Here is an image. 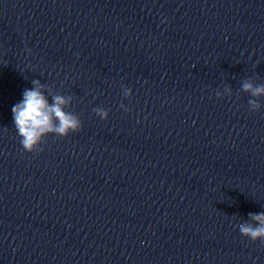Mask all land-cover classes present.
<instances>
[{"label":"clouds","instance_id":"clouds-1","mask_svg":"<svg viewBox=\"0 0 264 264\" xmlns=\"http://www.w3.org/2000/svg\"><path fill=\"white\" fill-rule=\"evenodd\" d=\"M31 83L32 87L23 91L22 100L13 105L12 114L23 150L27 153H37L43 150L41 145L48 135L67 137L71 133L79 132L82 122L76 114L68 111L73 96L54 93L39 79H33ZM241 91L252 97L248 100L250 110L257 111L262 107L258 101L264 97V84H256L251 79H245L241 84ZM216 94L218 97L221 96L219 91ZM224 94L231 97L230 86L224 88ZM123 96L130 98L132 89L123 87ZM120 108L124 111L129 110L123 103L120 104ZM93 111L102 120H108V110L97 107ZM237 227L243 237L253 242L264 243V212L249 213L248 218Z\"/></svg>","mask_w":264,"mask_h":264}]
</instances>
